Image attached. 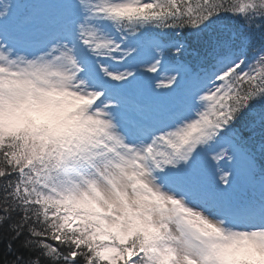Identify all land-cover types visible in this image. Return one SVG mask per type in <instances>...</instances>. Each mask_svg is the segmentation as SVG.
<instances>
[{"label":"snow or ice","instance_id":"snow-or-ice-1","mask_svg":"<svg viewBox=\"0 0 264 264\" xmlns=\"http://www.w3.org/2000/svg\"><path fill=\"white\" fill-rule=\"evenodd\" d=\"M0 264H264V0H0Z\"/></svg>","mask_w":264,"mask_h":264},{"label":"trees","instance_id":"trees-1","mask_svg":"<svg viewBox=\"0 0 264 264\" xmlns=\"http://www.w3.org/2000/svg\"><path fill=\"white\" fill-rule=\"evenodd\" d=\"M224 23L228 26V27H236L238 22L229 20V19H225ZM184 37H185V42L189 45V52H191L192 50L199 48L200 44L202 43L204 37L202 35H198L196 33H194L193 31H191L190 29H185L184 30ZM259 43L257 41H253V44L250 46L249 48V56L251 57V55L253 54V49L259 48ZM183 59L187 60V61H192L193 57L186 55L185 57H183ZM257 156H258V163H259V153L257 152Z\"/></svg>","mask_w":264,"mask_h":264}]
</instances>
